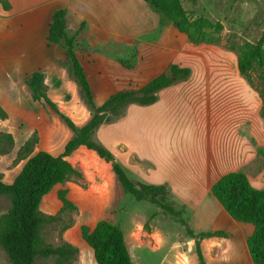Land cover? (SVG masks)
Returning <instances> with one entry per match:
<instances>
[{
  "label": "crops",
  "instance_id": "obj_1",
  "mask_svg": "<svg viewBox=\"0 0 264 264\" xmlns=\"http://www.w3.org/2000/svg\"><path fill=\"white\" fill-rule=\"evenodd\" d=\"M8 2V8L0 3V72L10 69L20 84L23 77L37 70L46 81H54V88L66 71L72 72V85L78 82L63 40H59L61 43L47 40L53 12L59 8L65 9L67 34L79 30L75 53L96 105L114 92L106 82L110 78L109 63L114 64L115 59L124 55L120 46L127 41H142V46L148 47L145 51L150 64L145 69L155 68L148 81L167 71L171 63L189 68L186 78L159 89L154 102L128 104L122 118L97 128L98 141L136 175L134 181L164 184L170 205L181 211L180 215L172 216L183 221L184 232H178L169 244L161 232L158 244L150 237L142 243L129 237L130 242L163 250L162 259L169 264H199L196 243L205 264H258L253 261L247 243L253 224L234 219L211 191L212 183L230 171H243L252 186L264 187L262 101L239 72L235 51L214 43L190 42L184 32L145 4V0ZM69 26L73 28L71 33ZM90 71L94 77L103 78V83L95 78L93 86ZM16 84L17 81L13 82ZM59 85L58 96L69 103L62 79ZM49 86L47 94L54 101ZM120 90L123 88L116 91ZM94 91L101 96L98 100ZM85 110L90 119L93 112L90 108ZM4 121L0 119V131L4 130ZM23 142V138L14 139L13 147L17 149ZM77 148L71 160L75 168L83 150L97 156L84 145ZM38 150L44 149L36 142L33 152ZM23 162L11 179L3 180L11 182ZM186 227L192 230V235L186 232ZM154 228L151 224L152 232L148 235L153 236ZM200 232L220 234L199 236ZM79 257L78 253L77 260Z\"/></svg>",
  "mask_w": 264,
  "mask_h": 264
},
{
  "label": "trees",
  "instance_id": "obj_2",
  "mask_svg": "<svg viewBox=\"0 0 264 264\" xmlns=\"http://www.w3.org/2000/svg\"><path fill=\"white\" fill-rule=\"evenodd\" d=\"M153 9L187 35L193 43L219 44L218 35H212L206 28L213 27L219 32L221 24L211 23L204 17L190 19L180 0H145ZM3 7L8 8V0H0ZM49 42L63 40L67 56L71 60L74 75L81 85L88 103L93 107L89 121L76 129L73 121L61 113L54 102L47 96L43 84V73L32 72L26 82L32 90L33 99H43L67 125L74 130V136L64 146L59 155L44 150L34 151L37 142L36 135L26 140L17 150L14 162L23 160L20 170L11 182H5L0 174V195L9 200L6 212L0 214V247L7 257L6 264H37L38 258L54 256L58 264H70L78 255V248L71 243L59 245L45 243L42 238L43 226L56 219V215H46L39 205L43 196L53 186L62 183L71 176H79L80 172L66 158L78 146L84 145L94 150L101 158L109 162L116 173L123 189L137 200L149 201L165 208L171 214L179 215L165 202L167 190L164 184H150L131 180L123 167L115 160L112 152L101 143L91 138L95 129L101 124H107L122 118L128 104L146 105L154 102L157 92L164 86L184 79L189 74V68L171 63L167 71L160 73L138 88L123 89L111 94L100 105L93 101V95L75 51V35L66 32L65 9L59 8L53 12L47 33ZM226 48L235 51L237 67L241 75L259 94L262 105L260 115L264 120V68L259 72L258 84L253 82L252 72L264 66V30L256 41L231 43ZM6 117L5 110L0 105V119ZM0 153H5L13 146L10 133L0 131ZM213 195L219 200L225 210L236 220L252 223L254 230L247 243L251 257L255 263L264 264V187L255 188L243 171H230L221 175L211 185ZM62 209H75L76 206L66 196V190L59 192ZM182 223L183 221L180 220ZM186 232H193L186 227ZM216 233H198L199 236ZM81 238L92 248L97 264H135L128 251L123 231L119 225L105 219L98 220L91 228L86 224L80 227ZM199 264H205L199 245L196 243Z\"/></svg>",
  "mask_w": 264,
  "mask_h": 264
},
{
  "label": "rangeland",
  "instance_id": "obj_3",
  "mask_svg": "<svg viewBox=\"0 0 264 264\" xmlns=\"http://www.w3.org/2000/svg\"><path fill=\"white\" fill-rule=\"evenodd\" d=\"M180 2L190 19L201 16L213 24L216 22L221 24L219 32H215L213 27L206 28V31L212 35H218L220 43L217 45L221 48H226V45L231 43L236 45L244 41L254 42L264 30V0H180ZM72 30L73 28L69 26L70 33ZM78 31H74L71 35L76 37ZM154 34L158 32L154 31ZM129 42L134 44H128ZM57 43L61 42L57 41ZM120 47L121 52L125 51V53L115 59L114 64L109 63L110 78L106 79L108 89L111 92L114 91L113 93L118 88L130 89L145 84L155 69L152 71L145 69L150 64V59L148 51H145L148 47L142 46V41H127ZM76 49L75 41L74 51L77 53ZM150 50L156 53L153 47H150ZM262 68L264 66L252 72L255 84H258L260 80L258 74ZM90 72L93 86L96 83L95 78L103 83V78L94 77V73ZM13 75L14 72L10 69L3 73L0 72V104L6 112V117L3 119L5 121L2 124L3 132L10 133L13 142L14 139L21 138L25 142L36 135L40 148L54 155L61 154L67 140L74 136V130L43 99H33L32 90L26 82L29 75L23 77L22 84H20V79H17L15 75L13 78ZM61 79L62 89L68 96L69 103L58 96ZM72 80V72L66 71L58 78L57 87L54 88V81L47 79V82L43 76L46 94L47 89H50V84L52 87L50 94L56 101H53L49 94L47 96L61 113L73 121L76 129H79L89 119L85 109L90 108L93 112V107L87 103L78 82L72 85ZM15 81L17 84L13 85ZM94 93L95 100H98L101 96L99 97L96 91ZM91 138L99 142L97 129ZM18 148L11 146L7 152L0 153V174L5 180L11 179L23 161L14 162ZM78 149L66 156L69 162L72 163L71 160L77 154ZM95 154L98 157L83 150L76 160V169L80 175H73L64 182L56 184L43 196L39 209L46 215H56L55 220L46 223L42 228L44 242L53 245L68 242L76 246L80 257L77 260V255L70 264H97L92 248L81 238L80 227L86 224L92 228L98 220L105 219L120 226L131 259L135 264H169L167 260L162 259L163 250H151L146 245L136 246L130 242L129 237L132 241L141 243L147 239L146 237H150L153 243L158 244L161 232L169 244L177 238L178 232H184L182 223L165 208L148 199L137 200L132 194L125 192L111 164L97 153ZM119 164L131 180H136V175L129 168L123 163ZM61 190H66V196L70 197L69 199L76 206L75 209L61 210L62 202L59 197ZM165 202L170 204L168 195ZM8 207V198L0 195V214L6 212ZM151 224L155 226L153 236L148 235L152 232ZM6 262V254L0 247V264H6ZM37 264L58 263L54 256H49L38 258Z\"/></svg>",
  "mask_w": 264,
  "mask_h": 264
}]
</instances>
